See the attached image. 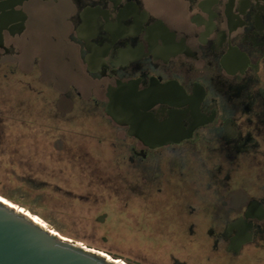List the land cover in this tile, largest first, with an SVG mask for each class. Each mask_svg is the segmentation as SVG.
Returning <instances> with one entry per match:
<instances>
[{
	"label": "flooded vegetation",
	"instance_id": "af4514ba",
	"mask_svg": "<svg viewBox=\"0 0 264 264\" xmlns=\"http://www.w3.org/2000/svg\"><path fill=\"white\" fill-rule=\"evenodd\" d=\"M44 19L59 24L49 39L76 80L61 83L28 51ZM0 79L25 86L33 113L34 97L65 114L76 104L68 92L90 101L123 145L122 173L160 174L151 199L106 175L128 219L144 206L155 213L151 235L169 239L157 264H264V0H0ZM119 84L141 102L138 134L105 111Z\"/></svg>",
	"mask_w": 264,
	"mask_h": 264
},
{
	"label": "rangeland",
	"instance_id": "374dc122",
	"mask_svg": "<svg viewBox=\"0 0 264 264\" xmlns=\"http://www.w3.org/2000/svg\"><path fill=\"white\" fill-rule=\"evenodd\" d=\"M50 22L52 21L49 20L48 23L47 19H44L41 23L34 24V29L32 30V35L29 39L28 51L33 52L36 50L41 52L44 56L46 72L50 76L57 77L61 83L65 80H76L77 77L71 69L72 65H69L64 59L66 53L65 50L61 48L58 43L52 42V40L49 39L51 33L57 34L59 32V24ZM21 66L23 68L27 67L25 63L21 64ZM67 95L75 99L76 104L72 111L68 113L66 112L65 114L59 110L56 99L50 97L48 100L47 97L42 98L40 96L34 97L33 99V102L36 99L34 102L36 104V112L34 115L27 109V105L29 106L32 96L27 93L25 86L18 81L16 82V79H0V118L5 121L0 127L5 128L6 126L9 133L12 134L13 132V137L17 140L19 138L18 122L29 120V123H33L31 120L34 119L35 116H38L37 119H43L46 123L39 121V124H35L36 126L33 125V127H31L29 125V128H20V135L24 136L23 134L26 132L25 136H27L31 131H35V133L39 131V134H42L40 136L47 134L50 135L48 140L44 141L45 144L43 147L46 148L45 154L36 150L39 151L37 154L41 156L42 159L43 155L50 159V155H52V147H50L52 144H50V142L54 141L53 139L56 137L73 138L71 140L72 143H66L65 149L71 150V156L73 154H79L81 156L83 152L86 154L91 153L92 155H87L88 159L87 157L85 158V156L84 159L80 157H77L76 159H83L87 162L85 164L90 166L89 158L94 157V159H92L94 166L92 165V167H96L97 171L104 175L102 176L104 181H106L107 174L113 173V176L116 177L119 182L125 183L133 194L135 193L144 199L156 197L159 193L158 188L163 183V179L159 177L160 174L154 175L152 169L147 166H134V168H131L132 171L130 170L129 174L126 175L122 173V168H118L117 163L121 161L119 160V157L122 155L123 145L120 142L114 144L113 140H111V128L105 117V113L98 107L94 106L90 101L78 99V97H76L71 91L68 92ZM33 107L30 106V108ZM31 114H33V116H31ZM64 114L66 117H62ZM63 118L65 120H63ZM37 137L38 136H36L35 140L38 139ZM52 137L53 139H51ZM29 142L34 148H36L32 140ZM56 146L58 148L61 147L60 145ZM61 155L63 157L60 160L61 164H66V166L71 169L74 164L73 160H68L63 154ZM76 159L75 161H77ZM111 159H114L113 163H111ZM75 169L79 171L76 167ZM44 173L43 178L45 180L42 182L41 179L39 181L41 185L38 187L47 189L45 191L46 194L43 193L44 195H41L39 189L33 190L31 188L29 189L27 185L22 186L30 191V193H27L24 190L25 188L23 190L19 189V185L21 184H14L9 180L10 178L7 176L8 173L6 171V166L1 165L0 193L6 196H11L21 205V207H23V210H30L33 218L38 219L37 221H41L42 223H45V225L48 224L66 237H73L87 245L105 249L107 251L117 252L125 258L131 257L135 261H141L147 264H157L158 255H156L154 249L151 248L155 241L147 235L144 238V235H142L141 232L143 228L141 222L135 224L139 221L153 222V214L155 213L152 212L151 209L144 206L135 214H130V216H133V219L129 218L128 220L134 223L132 229L135 232H133V234H135L139 240H134L132 238L133 234L131 233L129 241H131L134 248H127L122 246L121 242H116L119 241L118 239H115L116 241L111 240V233H108L109 231H107L106 226L100 224V222L98 223V217L103 215L104 212L100 210L98 211L95 206H92L89 199L81 197V201L86 199V202L83 203L79 201L78 196H75V193H78L81 196L91 195L89 176L87 177L83 174H78L79 178L83 177V179H81L83 181L82 184H67L61 180L50 177L51 174L47 167H45ZM68 175L72 178H76V176ZM102 189H104V187ZM68 190H73V194L67 192ZM111 198L113 199V205L110 209L115 214V220H118L117 223L119 224L116 225L118 226L123 220L125 222L127 221L122 217V205H124V203L119 199L114 198V196ZM82 205L85 206L83 207ZM107 217L108 214L102 223L106 222ZM136 226H140L141 228L139 229V227ZM124 230L125 229H123V231ZM118 233L119 236L124 235V232H122L120 228L118 229ZM126 262L129 263L128 261ZM132 264L134 263L132 262Z\"/></svg>",
	"mask_w": 264,
	"mask_h": 264
},
{
	"label": "trees",
	"instance_id": "16d2710c",
	"mask_svg": "<svg viewBox=\"0 0 264 264\" xmlns=\"http://www.w3.org/2000/svg\"><path fill=\"white\" fill-rule=\"evenodd\" d=\"M31 113H33V112H31ZM33 114L35 115V112ZM33 114H31V116H33ZM37 117L38 116H35L34 119H37ZM28 121L29 120H23V121L18 122L19 123V127H18L19 132L18 133H19L20 139L18 138L17 140L14 139L13 132H12V134L9 133V131L6 129L7 128L6 126H5V128L0 127V166L1 165L6 166V171L8 173L7 176H8V178H10L9 180H11L14 184H21V185H19L20 190L21 189L23 190L25 188L22 186L27 185L29 187V189L30 188L33 190L39 189L40 194L44 195V194H46L45 191L47 189H44V188H41L38 186L41 185V183L39 182L41 179H42V182L45 180L43 178V176L45 174L44 173L45 167L49 168V173L51 174L50 177L61 180L67 184H74V183L75 184H82L83 181L81 179H83V177L79 178L78 174L79 175L83 174L87 177L89 176L90 177L89 181H90L91 195L90 196L89 195L81 196L78 193H75V196H78L79 201L83 202V203L86 202V199H89L91 205L95 206L98 211L100 210V211H103L104 213L108 214V217H107V220L105 223H102L99 220V217H98V223L100 222V224H104L106 226L107 231H109L108 233L109 234L111 233V235H110L111 240L116 241L115 239H118L119 241H116V242H121L122 246H125L127 248H134L132 243H130L131 241H129L128 238H125L124 235L119 236V233H118L119 228L122 232L125 231V230L123 231V229H125V228H123V227H125V221L123 220L122 223L120 222V225L116 226L117 224H119V223H117L118 220H115V218H114L115 214L110 209V207H112V205H113L111 203V199H112L111 197L116 191L109 189V187L107 186L108 183L103 180L102 176H104V175L102 173H100L99 171H97L96 167H92V165H93L92 159H94V157L89 158L90 159V166L89 165L87 166L85 164L87 162H85L83 160L84 156L86 158L87 155L90 156L92 154L91 153L86 154L85 152H83V154L81 156L79 154H75V155L73 154L71 156V153H70L71 150L65 149L66 144L60 145V144L56 143V141L59 140L61 137H56L55 139H53V137H52L51 139L54 140V141H52L53 143L50 142V144H52V146H50V147H52L51 148L52 149V155H50V159L43 155V159H42L41 156H39L37 153H39V151H41L42 154H45L46 148L43 147V145L45 144L44 141L48 140L50 135L47 134V135L40 136L42 134H39V131H37V133H35V131H31V132L29 131L30 133L27 136H25L26 132L23 134L24 136H21L20 135L21 134L20 128H25V127L29 128L30 126L33 127V125L39 124V118L37 119V121L35 123L34 122L29 123ZM32 121H33V119L31 120V122ZM3 122H5V121L0 118V125L3 124ZM36 136H38L37 140H35ZM30 140H32V142L35 144L36 148H34V146L31 145V143L29 142ZM40 145H41V147H40ZM56 145H58V146L60 145L62 148L60 147L61 148L60 149ZM36 150H39V151H36ZM61 154H63V156L66 157L68 160H73L74 164L73 165L71 164L72 165L71 169L68 166H66V164H61L60 160L63 158ZM77 157L83 158L82 159L83 161L80 158L77 160L76 159ZM75 159L77 161H75ZM87 159H88V157H87ZM75 167L79 171H77L75 169ZM68 174H70L71 176H76V178H72ZM46 185H47V183H46ZM103 187H104V189H102ZM24 190H25V192L30 193V191L28 189L25 188ZM67 192H71L73 194V190L72 191L68 190ZM102 192H104V193H102ZM81 197H84L86 199L81 201L82 200ZM0 198L7 200L14 205L21 206L11 196H6V195L0 193ZM82 206L84 207L85 205H82ZM25 209H27V208H25ZM28 211L32 214V212L30 210H28ZM122 212H123V215H122L123 219L127 220L128 217L126 215V212H125L123 205H122ZM34 215H36V214H34ZM153 219L155 220L156 218L154 217ZM140 222L144 228V230L142 228V231H141L142 235H144V238L147 235V236L153 238V240L155 241V243L152 244L151 248L154 249V252L157 255V252H158L157 250H158L159 244L168 243L169 239L156 238L155 235H153V234L151 235V230L147 227L149 222L145 223L143 221H139V223ZM150 223H152L151 225H153V223H155V222L150 221ZM133 225L134 224H132V226ZM158 225L159 224L156 222L155 226H158ZM136 227H139V229L141 228L140 226H136ZM133 232H135V231L132 229L131 233L133 234ZM60 234L64 235L62 233H60ZM140 236H141V233H140ZM69 238H73V237H69ZM132 238L136 241L138 239L135 236V234L132 235ZM73 239H75V238H73ZM102 250H105V249H102ZM105 251H107V250H105Z\"/></svg>",
	"mask_w": 264,
	"mask_h": 264
},
{
	"label": "water",
	"instance_id": "95a60500",
	"mask_svg": "<svg viewBox=\"0 0 264 264\" xmlns=\"http://www.w3.org/2000/svg\"><path fill=\"white\" fill-rule=\"evenodd\" d=\"M126 87L119 84L113 90L105 111L116 123L131 124L138 134L142 113L136 105L141 102L126 93ZM117 257L123 262L122 256L61 235L23 207L0 198V264H121Z\"/></svg>",
	"mask_w": 264,
	"mask_h": 264
},
{
	"label": "bare ground",
	"instance_id": "6f19581e",
	"mask_svg": "<svg viewBox=\"0 0 264 264\" xmlns=\"http://www.w3.org/2000/svg\"><path fill=\"white\" fill-rule=\"evenodd\" d=\"M25 212H26V210H24ZM36 221L38 220V219H36V218H34Z\"/></svg>",
	"mask_w": 264,
	"mask_h": 264
}]
</instances>
